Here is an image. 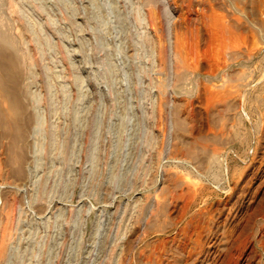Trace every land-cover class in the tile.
<instances>
[{"label": "rangeland", "instance_id": "obj_1", "mask_svg": "<svg viewBox=\"0 0 264 264\" xmlns=\"http://www.w3.org/2000/svg\"><path fill=\"white\" fill-rule=\"evenodd\" d=\"M0 264H264V0H0Z\"/></svg>", "mask_w": 264, "mask_h": 264}]
</instances>
